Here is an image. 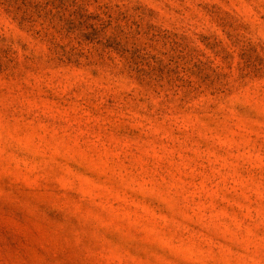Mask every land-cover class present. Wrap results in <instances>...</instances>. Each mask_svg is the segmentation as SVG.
<instances>
[{
	"label": "rangeland",
	"instance_id": "374dc122",
	"mask_svg": "<svg viewBox=\"0 0 264 264\" xmlns=\"http://www.w3.org/2000/svg\"><path fill=\"white\" fill-rule=\"evenodd\" d=\"M0 264H264V0H0Z\"/></svg>",
	"mask_w": 264,
	"mask_h": 264
}]
</instances>
